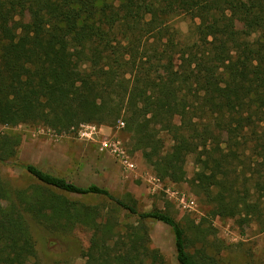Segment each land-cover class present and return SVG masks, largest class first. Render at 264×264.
Instances as JSON below:
<instances>
[{"label":"trees","instance_id":"trees-1","mask_svg":"<svg viewBox=\"0 0 264 264\" xmlns=\"http://www.w3.org/2000/svg\"><path fill=\"white\" fill-rule=\"evenodd\" d=\"M119 120L130 151L160 180L188 182L208 214L179 221L130 192L19 163L22 137L1 133L0 163L34 182L0 171V264H41L29 219L89 231L85 264H166L148 221L170 226L178 264H220L217 217L264 227V0H0V124L63 135Z\"/></svg>","mask_w":264,"mask_h":264},{"label":"rangeland","instance_id":"rangeland-1","mask_svg":"<svg viewBox=\"0 0 264 264\" xmlns=\"http://www.w3.org/2000/svg\"><path fill=\"white\" fill-rule=\"evenodd\" d=\"M175 23L184 33L192 24L186 17L178 18ZM120 121L111 125L85 123L95 128L86 129L81 124L73 132L63 135L39 124H22L15 128L0 124V134L18 133L22 137L16 159L19 163L36 164L81 185L96 183L117 196L130 192L138 200L140 209L166 208L179 221L186 216L200 221L206 216L211 206L204 197L195 194L188 182L160 180L140 151H130L131 138L125 126H120ZM103 139L118 142L129 162H124V154L119 155L105 147ZM170 144L169 140L168 148ZM194 161L195 156L189 155L186 166L189 178L194 174ZM0 171L17 187L34 182L24 169L9 163H0ZM130 220L124 217L123 222ZM29 222L41 264H85L84 252L91 237L89 231L79 227L64 234L52 232L32 219ZM148 225L151 246L161 250L166 264H178L170 226L156 221H148ZM213 226L217 237L211 239L214 243L211 253L220 264H264V227L258 221L242 225L239 220L217 217Z\"/></svg>","mask_w":264,"mask_h":264},{"label":"built area","instance_id":"built-area-1","mask_svg":"<svg viewBox=\"0 0 264 264\" xmlns=\"http://www.w3.org/2000/svg\"><path fill=\"white\" fill-rule=\"evenodd\" d=\"M82 126H83V128H86V129L93 127V126L84 125V124H82ZM120 126L121 127H124L125 126V122L120 121ZM93 128H95V127H93ZM103 144H104L105 147L112 148V151L119 153V155L124 154L123 157L121 156L123 158L124 162L125 163H128L129 162V157L126 156L125 151L121 150V147L119 146V143L118 142H112L109 139H103ZM128 166H129V168L132 167V165H130V164Z\"/></svg>","mask_w":264,"mask_h":264}]
</instances>
